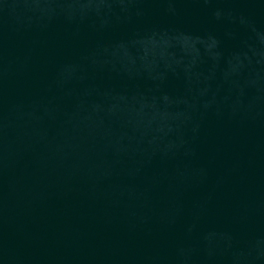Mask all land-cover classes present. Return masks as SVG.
I'll return each mask as SVG.
<instances>
[{"label": "water", "instance_id": "95a60500", "mask_svg": "<svg viewBox=\"0 0 264 264\" xmlns=\"http://www.w3.org/2000/svg\"><path fill=\"white\" fill-rule=\"evenodd\" d=\"M0 264H264V0H0Z\"/></svg>", "mask_w": 264, "mask_h": 264}]
</instances>
